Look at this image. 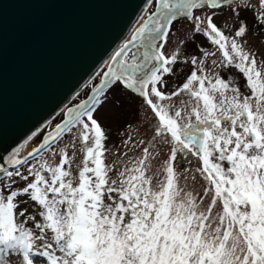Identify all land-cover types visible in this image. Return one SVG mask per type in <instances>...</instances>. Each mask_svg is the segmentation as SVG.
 Here are the masks:
<instances>
[{
  "label": "snow or ice",
  "instance_id": "6c2138e0",
  "mask_svg": "<svg viewBox=\"0 0 264 264\" xmlns=\"http://www.w3.org/2000/svg\"><path fill=\"white\" fill-rule=\"evenodd\" d=\"M156 2L111 57L116 66L97 94L69 108L28 153L71 135L53 153L58 162L33 164L16 150L0 156V264H264V52L246 47L251 32L264 40V0ZM224 8L237 21L231 35L227 20L214 22ZM241 12L251 13V28ZM178 17L214 50L183 61L166 56ZM140 38L145 50L121 59ZM178 64L188 66L185 79L169 89ZM109 84L136 93L154 125L148 138L122 141L139 149L123 163L119 154L107 162L108 137L94 118ZM189 155L198 161L194 172Z\"/></svg>",
  "mask_w": 264,
  "mask_h": 264
},
{
  "label": "water",
  "instance_id": "95a60500",
  "mask_svg": "<svg viewBox=\"0 0 264 264\" xmlns=\"http://www.w3.org/2000/svg\"><path fill=\"white\" fill-rule=\"evenodd\" d=\"M150 1L0 0V156L16 150L28 157L69 108L97 94L109 66H116L111 57L156 12L157 6L137 23ZM142 39L130 50L144 51ZM92 78L89 91L71 101ZM63 108L49 131L20 150Z\"/></svg>",
  "mask_w": 264,
  "mask_h": 264
},
{
  "label": "rangeland",
  "instance_id": "374dc122",
  "mask_svg": "<svg viewBox=\"0 0 264 264\" xmlns=\"http://www.w3.org/2000/svg\"><path fill=\"white\" fill-rule=\"evenodd\" d=\"M156 0H151L146 7V10L141 15L138 23L143 21V19L151 14L156 8ZM199 14V13H197ZM241 19H245L251 28L253 25V18L250 12H241ZM227 20V24L224 25V31L226 35H231L230 29L234 28L237 25L236 18L231 15L228 8H224L217 12L215 18V23L220 26L223 21ZM256 33L251 32L248 38V44L246 47L251 48L257 53L264 52V40L255 39ZM200 49L214 50L211 44L199 33H195L192 30L191 22L186 20L183 17L177 18L173 22L168 36V42L165 44L163 52L166 56H170L173 53H179V59L181 61L191 59L194 55H199ZM142 52L140 46L134 47L126 58H130L133 52ZM187 65L181 66L177 65V68L180 69L179 74L166 77L168 80V88L175 89L183 82L186 76ZM103 71V67L100 69ZM94 78V77H93ZM93 78L80 90L78 91L71 101H77L80 97L82 91H89ZM233 78H238V74ZM241 85L243 81H240ZM102 103L97 105V110L94 113V118L100 123L103 130L105 131L108 139L106 141V148H109L111 151L106 154L107 162H112L116 159L119 154L120 162L123 163L126 159L134 158L139 149L129 150L122 141L129 139L130 143L138 142L141 139H146L150 136L151 129L154 127L152 125L151 114L147 106L142 103L141 98L138 97L132 91H129L122 87L120 84H113L110 86L101 96ZM64 108L43 128H41L36 134L30 137L20 148V150L31 147L34 139H40L41 134L49 131L51 127L60 119L62 116ZM72 140L71 135L63 136L55 145L43 152L38 157L30 160V163H35L36 160H47L50 163L58 162V154L54 155L53 153L58 150V148L63 147L65 144H70ZM19 150V151H20ZM71 152V149H69ZM164 155L160 157V160L154 162L156 166H159L160 163L166 158L168 147L163 146ZM26 154V153H25ZM126 154V155H125ZM24 155V154H23ZM77 155L79 153L77 152ZM189 159L192 161L190 167H192L193 172L198 166V161L195 157L189 155ZM189 166L187 161L178 164V169L182 170L184 167ZM27 165H25L21 171L26 174ZM183 183V181H181ZM191 183V181H189ZM204 183L202 178L198 180L196 188L202 194V188L200 184ZM23 184L22 181H19L16 187H21ZM207 202V200H206Z\"/></svg>",
  "mask_w": 264,
  "mask_h": 264
},
{
  "label": "trees",
  "instance_id": "16d2710c",
  "mask_svg": "<svg viewBox=\"0 0 264 264\" xmlns=\"http://www.w3.org/2000/svg\"><path fill=\"white\" fill-rule=\"evenodd\" d=\"M48 149H49V148H47L46 150H48ZM46 150H44L43 152H45ZM43 152H41L39 155H41ZM39 155L35 156L34 158L38 157ZM34 158L29 159V161H30V160H33Z\"/></svg>",
  "mask_w": 264,
  "mask_h": 264
},
{
  "label": "flooded vegetation",
  "instance_id": "af4514ba",
  "mask_svg": "<svg viewBox=\"0 0 264 264\" xmlns=\"http://www.w3.org/2000/svg\"><path fill=\"white\" fill-rule=\"evenodd\" d=\"M178 18H180V17H178ZM140 22H141V21H140ZM138 46H139V45H138ZM136 47H137V46H136ZM141 50H142V48H141ZM129 53H130V51L128 52V54H129ZM128 54H127V55H128Z\"/></svg>",
  "mask_w": 264,
  "mask_h": 264
}]
</instances>
